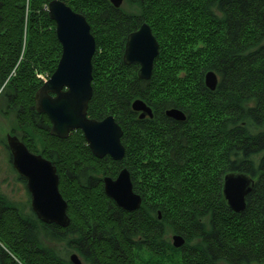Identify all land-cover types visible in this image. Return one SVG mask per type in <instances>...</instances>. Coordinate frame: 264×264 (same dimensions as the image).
Segmentation results:
<instances>
[{
    "label": "trees",
    "instance_id": "trees-1",
    "mask_svg": "<svg viewBox=\"0 0 264 264\" xmlns=\"http://www.w3.org/2000/svg\"><path fill=\"white\" fill-rule=\"evenodd\" d=\"M51 1L0 0V90L10 80L2 96L16 110V128L44 141L39 151L23 137L56 167L71 224L45 225L0 191V264H72L59 248L85 264H264V0H127L140 10L134 15L109 0H61L85 16L95 37L88 116L111 115L121 126L120 163L97 160L80 131L52 137L47 116L35 110L39 74L55 73L62 53L46 12ZM146 22L160 54L142 81L124 52ZM210 72L214 92L205 83ZM136 100L152 118H138ZM172 109L185 122L168 118ZM123 169L142 198L133 213L104 192V178ZM234 172L256 181L240 215L223 195ZM177 235L182 249L170 242Z\"/></svg>",
    "mask_w": 264,
    "mask_h": 264
},
{
    "label": "water",
    "instance_id": "water-1",
    "mask_svg": "<svg viewBox=\"0 0 264 264\" xmlns=\"http://www.w3.org/2000/svg\"><path fill=\"white\" fill-rule=\"evenodd\" d=\"M114 7L120 9L126 0H110ZM50 17L57 24L56 34L63 45V58L58 69L35 96L36 111L45 114L52 122L51 135L67 139L75 131L83 132L92 153L97 158L110 155L116 162L125 158L121 144L123 130L112 118L103 122L88 119V107L93 90L91 88V62L96 51L95 39L85 18L73 12L64 3L54 1L50 6ZM124 63L141 66L140 78L148 81L152 77L154 61L158 57L159 44L152 31L146 25L128 38ZM206 86L214 92L218 86L216 74L209 73ZM64 88L68 89L64 92ZM135 111H144L141 117H152L151 109L141 102L133 105ZM169 118L182 122L184 115L177 110L167 113ZM9 146L14 154V168L21 178L28 181L27 189L32 194L33 210L45 225H59L67 228V205L58 187L59 177L56 167L42 156L31 154L18 139L9 137ZM117 180L105 179V193L115 200L117 206L128 212L141 208L142 200L133 192L130 174L124 170ZM224 195L230 208L242 214L246 207V198L252 193L254 180L244 174H229L225 177ZM175 248L184 243L181 237H175ZM73 264H82L78 257H71Z\"/></svg>",
    "mask_w": 264,
    "mask_h": 264
},
{
    "label": "rangeland",
    "instance_id": "rangeland-1",
    "mask_svg": "<svg viewBox=\"0 0 264 264\" xmlns=\"http://www.w3.org/2000/svg\"><path fill=\"white\" fill-rule=\"evenodd\" d=\"M54 1H59V2H62V3H64L65 4V2H63V1H61V0H53V1H51V3L47 6V9H46V12L49 14V17H50V6H51V4L54 2ZM127 1V0H126ZM126 1H125V3H126ZM109 2H110V4H111V6L113 5V3L109 0ZM124 3V4H125ZM123 4V5H124ZM66 5V4H65ZM67 6V5H66ZM114 6V5H113ZM68 8H70L73 12H75L70 6H67ZM123 7V8H122ZM121 8L123 9V11L125 12V13H127V14H129V15H134L136 12L138 13H140V10L138 9H133V8H131L130 6H128L127 4H125L124 6H122ZM117 9V8H116ZM75 13H77L78 15H80L81 13H78V12H75ZM84 18H85V16L83 15V14H81ZM50 20L53 22V24H55V30L57 31V24H56V22L54 21V20H52V18L50 17ZM85 20H86V18H85ZM86 22H87V20H86ZM88 24H89V22H87ZM148 26L149 28H150V25L146 22V23H144V24H142L141 25V27L139 28V29H137L134 33H131L128 37H127V39H126V46H125V51H126V47H127V41H128V38L131 36V35H133V34H135L136 32H138L143 26ZM89 26H90V24H89ZM90 29H91V26H90ZM150 30H151V28H150ZM152 31V30H151ZM91 32V31H90ZM152 33H153V31H152ZM57 35V34H56ZM92 35H93V33H92ZM153 36H154V34H153ZM93 37H94V35H93ZM57 38H58V35H57ZM155 38V37H154ZM94 39H95V37H94ZM156 40V39H155ZM58 42H59V39H58ZM156 42H157V40H156ZM158 44H159V42H157ZM59 44L61 45V43L59 42ZM95 44H96V42H95ZM62 46V53H61V58H60V61L62 60V58H63V52H64V49H63V45H61ZM96 49H97V44H96ZM159 49H160V44H159ZM96 52V51H95ZM158 53H159V51H158ZM95 54V53H94ZM124 58H125V56H126V53L124 52ZM160 54V53H159ZM159 54H158V56H159ZM95 56V55H94ZM94 58V57H93ZM158 58V57H157ZM156 58V59H157ZM155 59V60H156ZM60 61H59V63H58V66H59V64H60ZM155 62V61H154ZM93 64V60H92V62H91V66H92V77H93V69H94V66L92 65ZM125 64V63H124ZM154 64V63H153ZM135 65V64H134ZM139 67H140V69H141V66L139 65V64H137ZM136 65V66H137ZM155 65V64H154ZM57 66V67H58ZM58 69V68H57ZM154 69V68H153ZM139 72H140V70H139ZM153 72V71H152ZM210 73H212V72H210ZM15 74H16V72H14L13 74H12V77L13 76H15ZM47 74L48 73H44V74H39V77H42V78H40V79H42L43 80V82L45 83H47L48 81H50V78L52 77V75L54 74H52L50 77H48L47 76ZM209 74V73H208ZM207 74V75H208ZM139 75V74H138ZM206 75V76H207ZM206 76H205V80H206ZM38 77V78H39ZM139 77H140V75H139ZM93 80H94V77H93ZM93 80H92V82H91V88H92V83H93ZM142 81H145V80H143V79H141ZM10 82V80H7V83L5 84V86L7 87V84ZM218 85H219V83H218ZM4 86V87H5ZM4 87L2 88V90H0V191H2L7 197H8V199L9 200H13L14 202H17V203H20V204H22L19 208H21L22 210H26V211H30V212H32L35 216H36V218H37V220L38 221H40L39 220V218H38V216H37V214H36V212H34V210H33V199H32V194L29 192V190L27 189V185H28V181H27V179L26 178H21V176L19 175V173L17 172V170L14 168V154H13V152H12V150H11V146H9V137H14V138H16V139H18V141H19V143H22L23 145H25V143H24V141H23V137H25V135H28L31 139H30V144H32V145H35V147H36V149L37 150H39V151H42V149L44 148V146H43V142L44 141H42L38 136V133L36 132L35 133V135H34V133L32 134L31 133V130H29V128H26V129H28V130H26V129H24L23 130V132H24V134H23V132H22V130H18L16 127H17V124H16V117H17V115H16V110H12V109H10L9 107L7 108V104L4 102V98H3V96H2V93H3V90H4ZM218 87V86H217ZM208 88V87H207ZM209 89V88H208ZM92 90H93V88H92ZM210 90V89H209ZM40 91V90H39ZM38 91V92H39ZM68 91V89H66V88H64V92H67ZM37 92V93H38ZM37 95V94H36ZM35 95V96H36ZM92 96H93V93H92ZM92 99V98H91ZM34 101H35V97H34ZM92 101V100H91ZM139 101H141L145 106H146V108H148L147 107V105L142 101V100H136V101H134L133 103H132V108H133V105L136 103V102H139ZM91 103V102H90ZM90 103H89V105H90ZM89 108V107H88ZM148 109H151V108H148ZM35 110H36V101H35ZM88 110V109H87ZM172 110H176V109H172ZM89 111V110H88ZM151 111H152V109H151ZM37 112V111H36ZM133 112H135V114H137V116H138V118L140 119V120H144V119H146V118H149V116H146V117H141V115L142 114H144V111H139V112H137V111H135L134 110V108H133ZM169 112V111H168ZM167 112V113H168ZM18 113V112H17ZM38 113V112H37ZM39 114V113H38ZM180 114H182L181 112H180ZM40 116L41 115H44V116H47V115H45V114H39ZM183 115V114H182ZM166 116H167V114H166ZM152 117H153V112H152ZM151 117V118H152ZM168 117V116H167ZM107 118H112V119H114V117L113 116H111V115H109V116H107ZM107 118H105L104 120H97V121H99V122H103V121H105ZM169 118V117H168ZM47 119H48V122H50V130H49V133L51 132V130H52V122L50 121V119H49V117L47 116ZM88 119H90V120H94V119H91V118H89V116H88ZM171 119H174L176 122H180V121H177L175 118H171ZM115 120V123L117 124V125H119L118 123H117V121H116V119H114ZM185 120H186V117H185ZM185 120H183L182 122H185ZM94 121H96V120H94ZM120 126V125H119ZM243 126H244V123H243ZM120 128H121V126H120ZM263 129H264V127H263ZM262 129V130H263ZM121 130H122V128H121ZM81 132V131H80ZM29 133L30 134H32L31 136L29 135ZM73 133H75V132H73ZM73 133H71V134H73ZM83 133V132H82ZM123 134H124V131H123ZM50 135H51V133H50ZM84 135V134H83ZM52 136V135H51ZM53 137V136H52ZM123 137V136H122ZM57 138V137H56ZM84 139H85V136H84ZM122 139V138H121ZM60 140H62V139H60ZM85 142H87L86 141V139H85ZM87 144H88V147H89V149H90V151H91V153H92V150H91V147H90V145H89V143L87 142ZM121 144H122V142H121ZM26 146V148L28 149V147H27V145H25ZM122 146H123V148H124V152L126 151L125 150V147H124V145L122 144ZM28 151L30 152V150L28 149ZM31 153V152H30ZM31 154H34V155H36V156H42V155H39V154H37V153H35V152H32ZM93 154V156L97 159V160H103V159H105V158H108V157H110L111 159H112V157L110 156V155H108L107 157H104V158H97L95 155H94V153H92ZM125 154H126V152H125ZM126 156V155H125ZM44 159H46L44 156H42ZM211 157H214V155H212ZM48 162H50L48 159H46ZM113 160V159H112ZM124 160V159H123ZM122 160V161H123ZM114 161V160H113ZM122 161H120V162H122ZM115 163H120V162H116V161H114ZM165 161H163V163H164ZM160 164L159 166L158 165H156V166H158V169H163V165H165V164ZM50 164H51V162H50ZM52 165V164H51ZM124 170H126L127 172H128V170L127 169H123V170H121V172L122 171H124ZM164 170V169H163ZM120 172V173H121ZM119 173V174H120ZM129 173V172H128ZM241 173V172H240ZM240 173H236V172H234V173H229V174H240ZM130 174V178H131V173H129ZM228 174V175H229ZM241 174H243V173H241ZM121 175V174H120ZM120 175H118V177L116 178V179H113L114 181L115 180H117L119 177H120ZM213 175H217V173H213ZM227 175V176H228ZM245 175V174H244ZM56 176H58V173H57V170H56ZM247 176V175H246ZM59 177V176H58ZM247 177H249V176H247ZM109 178H111L110 176L109 177H106V178H104V180L105 179H109ZM250 178V177H249ZM225 179V178H224ZM251 179H253L252 177H251ZM104 180H103V182H104ZM254 180V182H256L255 181V179H253ZM60 181V180H59ZM132 183V182H131ZM59 184V183H58ZM103 185H104V183H103ZM224 185H225V182H224ZM224 185H223V190H224ZM254 186H255V183H254ZM254 186H253V188H252V190L254 189ZM58 187H59V185H58ZM59 189H60V187H59ZM104 192H105V185H104ZM133 192H134V189H133ZM254 192V190L252 191V193ZM252 193L248 196V197H250L251 195H252ZM60 194H61V192H60ZM106 194V193H105ZM134 194L135 195H137L135 192H134ZM223 195H224V192H223ZM62 196V195H61ZM107 196V195H106ZM139 196V195H138ZM109 197V196H108ZM140 197V196H139ZM248 197L246 198V207H245V209H244V211L247 209V206H248V201H247V199H248ZM63 198V197H62ZM112 201H114V203L116 204V202H115V200H113L111 197H109ZM141 198V197H140ZM224 198H225V195H224ZM64 199V198H63ZM141 200H142V198H141ZM225 201H226V199H225ZM64 202L66 203V205L68 206V203L65 201V199H64ZM141 205H142V203H141ZM227 205H228V207H229V209H230V211L232 210V212L233 213H236L232 208H230V206H229V204H228V202H227ZM116 206H117V204H116ZM143 206V205H142ZM142 206H141V208H142ZM118 208H120L119 206H118ZM140 208V209H141ZM121 209V208H120ZM124 211H126V212H128L127 210H125L124 208H122ZM121 209V210H122ZM140 209H138V210H140ZM20 210V209H19ZM138 210H136V211H138ZM244 211L242 212V213H244ZM133 212H135V211H133ZM133 212H129V213H133ZM236 214H238V215H240L239 213H236ZM67 218L69 219V215H68V210H67ZM70 220V224H71V219H69ZM41 223H43L42 221H40ZM69 224V225H70ZM49 225V224H48ZM68 225V226H69ZM54 226H58V227H60V228H62V229H66V228H63V227H61V226H59V225H54ZM68 228V227H67ZM178 237H181V236H179V235H177ZM177 236H174L173 238L171 237V236H169L170 237V242L172 243V245H173V247L175 248V242H174V239H175V237H177ZM182 238V240H183V244H182V246L179 248V249H182V248H184L186 245V241L184 240V238L183 237H181ZM48 246H50L51 247V245L49 244ZM61 246V244H58L57 245V248H59ZM53 247V246H52ZM177 249V248H176ZM59 253H61V256L63 257V258H65V259H68V262L70 263L71 262V257L73 256V255H76V254H72V252H70L69 250L68 251H64L63 250V248H59ZM70 254H72V255H70ZM77 257H78V255H76ZM78 261L80 262V263H82V264H85L84 262H82V260H81V258H79L78 257ZM72 263V262H71ZM73 264V263H72ZM165 264V263H164ZM168 264H170V263H168ZM223 264V263H222Z\"/></svg>",
    "mask_w": 264,
    "mask_h": 264
}]
</instances>
